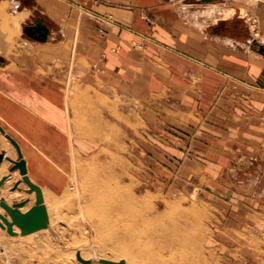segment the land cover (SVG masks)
<instances>
[{"label": "rangeland", "instance_id": "374dc122", "mask_svg": "<svg viewBox=\"0 0 264 264\" xmlns=\"http://www.w3.org/2000/svg\"><path fill=\"white\" fill-rule=\"evenodd\" d=\"M19 14L12 15L9 10L1 14L0 36L5 37L7 30L11 43L7 49L5 38L0 40V67L26 39L23 25L19 26L24 16ZM240 15L246 18L243 10ZM12 71L6 68L0 75L6 77ZM88 73L86 63L76 62L74 56L61 62L62 110L70 130L66 127L62 133L65 139L60 157L38 153L36 170L29 166L30 172H37L47 185L43 188L53 229L31 238L10 236L3 230L2 263L38 264L39 251L45 246L50 256H59L54 264H82L75 257L69 258L76 245L86 248L90 258H97V250L83 241L95 235V231H84V220L89 217L95 224L104 217L101 211H95L94 217L83 204L84 199L91 198L96 203L118 201L122 210L141 212L145 218H152V223L160 217L170 222L172 237L181 238V231L189 233L191 226L200 225L201 264H264V136L260 109L256 108L264 99L260 95L252 99L250 89L224 77L218 81L219 90L205 97V101L220 103L214 111L202 104L203 109L186 110L195 104L178 103L183 100L181 94L158 93L157 134L155 141L149 142L147 136L134 135L138 126L122 117L119 106L126 103L96 91L102 81ZM236 77L247 81L240 74ZM190 83V91L202 96L201 88ZM84 85L96 87L85 89ZM251 100L257 111L248 107ZM136 103L141 115L148 112L147 101ZM250 113L256 118H250ZM74 138L90 140L91 150L80 155ZM38 151L42 150L24 148L25 155ZM184 215L190 216L189 223H182ZM123 222L133 220L125 218ZM98 232L97 238L104 240V234ZM2 247L7 250L2 251ZM32 248L37 249V258L31 257ZM190 249L188 246L187 252ZM107 256L100 258L110 259Z\"/></svg>", "mask_w": 264, "mask_h": 264}, {"label": "crops", "instance_id": "0c3cea01", "mask_svg": "<svg viewBox=\"0 0 264 264\" xmlns=\"http://www.w3.org/2000/svg\"><path fill=\"white\" fill-rule=\"evenodd\" d=\"M211 6L216 14L206 16L203 11ZM0 7V17L8 10L12 15H24L19 22L22 30L38 17L44 18L49 29L46 42L25 36L17 52L5 57V65L0 67L14 69L6 77L0 75V94H4L0 95V125L18 143L27 173L30 167L36 170L38 153L60 157L62 133L66 127L70 130L62 110L61 62L73 56L76 62L86 63L90 76L102 81L96 91L126 103L119 106L122 117L138 126L134 135L147 136L149 142L157 134L158 93L181 94L183 100L178 103L195 104L186 110L207 105L214 111L220 103L205 101V97L219 90L218 81L224 77L250 89L252 99L254 95L264 99V56L253 45L254 41L264 45V0H0ZM228 8L233 9L232 16L222 17ZM242 10L246 18L240 15ZM3 33L0 40L5 38L8 49L11 38L7 30ZM238 74L247 81L237 78ZM189 82L201 88L202 96L190 91ZM142 100L148 102V112L143 115L136 103ZM249 105L254 111L252 100ZM258 105L264 136V101ZM197 128L199 132L201 126ZM72 140L78 142L80 155L91 150L87 138ZM11 146L0 134V151L16 160ZM28 147L42 151L25 155ZM10 165L0 164V177L8 174ZM19 177L18 171L13 172L0 194L9 205L24 198L17 191L9 193Z\"/></svg>", "mask_w": 264, "mask_h": 264}, {"label": "bare ground", "instance_id": "6f19581e", "mask_svg": "<svg viewBox=\"0 0 264 264\" xmlns=\"http://www.w3.org/2000/svg\"><path fill=\"white\" fill-rule=\"evenodd\" d=\"M212 7L213 6L206 7L205 11H203L206 16H212L217 11V10H213ZM233 12H234L233 9L228 8L226 10H223V15L224 17L228 18L232 16ZM11 148L12 150L14 149L13 146H11ZM27 176L29 177L30 181H32L33 183H35L40 187L42 191L43 202L46 207V211L48 215L47 228L23 236L25 238H31L32 236H35V234H37L38 232H42V231L46 232L48 230H52L53 220H51L49 214L50 213L49 208L51 207H49V204L46 203L43 187L47 185L45 184L43 177H41L35 171L30 172V169H28ZM19 179L20 177L18 178V180ZM23 185L25 184L21 183L19 185V188H21L22 190H27V186L25 187ZM2 191L0 194H2ZM14 191L19 192L17 189H15ZM9 193L12 192H10L9 190ZM16 195L24 196L23 199L29 200V202L21 209L22 212H25L33 205L35 199L34 193L28 195L24 191H22L19 192V194L16 193ZM10 199H12V196L10 197ZM83 201H84L83 204H86V206L90 209V212H92L91 213L92 215L94 214L95 211H101V213L104 214V217L99 219V221L97 220L95 224L91 222V220L87 219L89 217H87L84 220V224H83L84 231L88 232L87 230H92V232L94 231L96 232V233L94 232L95 234L94 237L90 236L88 241H86V239L84 238L83 241L90 243L89 245H91L93 248H95V250H97L96 252L98 257L90 258L88 253L84 250L86 248L82 249L81 247H78L76 245L74 248L72 247L73 248L72 251L69 252L70 259H73L74 257L76 258V255H79L82 260L88 262L82 264H104L101 263V261H108L112 263H118L120 261H123V264H201L202 247L200 242L202 241V233H201L200 225L195 224L191 226L192 229L191 232L189 233H187V231L184 233V231L180 230L182 232V233L180 232L181 238L175 236L172 237V234H170L168 230V225L170 224V222L163 220L160 217L159 219L154 218L155 221H153L152 223V218H145L144 214H142L141 212H131L129 210L127 211L122 210L120 207V203L118 201L115 202L100 201V203H96L93 200H91V198L86 200L84 199ZM56 211L58 214L60 210L57 209ZM109 213L110 214L114 213L116 217L109 216L108 215ZM183 217L184 219L181 220L182 223L183 221L189 223L190 216L184 215ZM125 218H130L133 220V222L132 223L123 222V219ZM58 222H60V220ZM171 225H175V223H172ZM3 230L5 229L0 228V242L5 243V238L1 233ZM13 230L17 233L16 236H21L19 235V229L17 227H13ZM97 231H99L98 232L99 234L100 233L104 234V240H102L101 238L99 239L97 238ZM86 232L84 234H86ZM188 246H190L191 249L190 251L187 252ZM48 248L49 247L46 246L43 247V249L39 251L40 256H38V258L34 254L37 252L36 251L37 249L32 248L30 250L31 257H36L38 264H44L45 262L46 263L48 262L49 264H54L55 263L54 261H57L59 259V256L57 255L50 256L47 253ZM5 249L3 248L2 251H5ZM107 255L110 256V259L100 258V256H107ZM0 264H3L2 259H0Z\"/></svg>", "mask_w": 264, "mask_h": 264}, {"label": "water", "instance_id": "95a60500", "mask_svg": "<svg viewBox=\"0 0 264 264\" xmlns=\"http://www.w3.org/2000/svg\"><path fill=\"white\" fill-rule=\"evenodd\" d=\"M219 1L221 0H201L203 3ZM22 31L27 38L37 42H46L49 36V29L42 17L36 18L33 25L24 26ZM253 45L256 48V52L264 56V45L258 44L256 41L253 42ZM0 133L4 135L16 152V160H12L6 155L5 151H0V164L2 162H9L11 164L7 168L8 174L0 177V193L5 189V182L11 178L12 173L18 171L20 179L13 183L10 192L17 189L19 192L24 191L28 195L34 193L35 197L33 205L25 212H22L21 209L29 202L28 199H22L19 202H13L9 205L4 198H0V209L3 211V214L0 213V228L5 229L6 233L10 236L17 235L13 227L19 229V235L21 236L45 229L48 227V215L43 202L42 191L40 187L30 181L27 176L26 163L18 143L9 134H6L1 126ZM21 183L27 186V190L19 188ZM76 258L81 263H88L82 260L79 255H76ZM101 263L123 264V261L118 263L101 261Z\"/></svg>", "mask_w": 264, "mask_h": 264}]
</instances>
